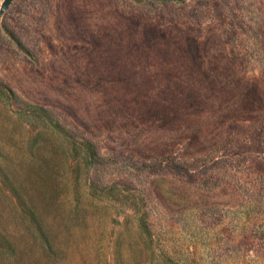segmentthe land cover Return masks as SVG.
I'll list each match as a JSON object with an SVG mask.
<instances>
[{
  "label": "rangeland",
  "instance_id": "1",
  "mask_svg": "<svg viewBox=\"0 0 264 264\" xmlns=\"http://www.w3.org/2000/svg\"><path fill=\"white\" fill-rule=\"evenodd\" d=\"M13 205L44 208L53 264H264V0H11Z\"/></svg>",
  "mask_w": 264,
  "mask_h": 264
},
{
  "label": "trees",
  "instance_id": "2",
  "mask_svg": "<svg viewBox=\"0 0 264 264\" xmlns=\"http://www.w3.org/2000/svg\"><path fill=\"white\" fill-rule=\"evenodd\" d=\"M21 218L6 220L0 210V264H53L51 221L44 208L13 205Z\"/></svg>",
  "mask_w": 264,
  "mask_h": 264
},
{
  "label": "water",
  "instance_id": "3",
  "mask_svg": "<svg viewBox=\"0 0 264 264\" xmlns=\"http://www.w3.org/2000/svg\"><path fill=\"white\" fill-rule=\"evenodd\" d=\"M11 0H2L0 7V15L3 13L4 9L9 5Z\"/></svg>",
  "mask_w": 264,
  "mask_h": 264
}]
</instances>
